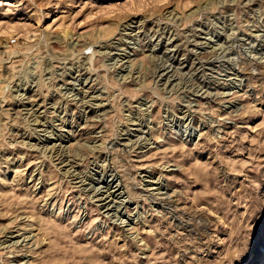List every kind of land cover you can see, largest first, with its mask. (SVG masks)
Wrapping results in <instances>:
<instances>
[{"label": "rangeland", "instance_id": "1", "mask_svg": "<svg viewBox=\"0 0 264 264\" xmlns=\"http://www.w3.org/2000/svg\"><path fill=\"white\" fill-rule=\"evenodd\" d=\"M0 264H264V0H0Z\"/></svg>", "mask_w": 264, "mask_h": 264}, {"label": "bare ground", "instance_id": "2", "mask_svg": "<svg viewBox=\"0 0 264 264\" xmlns=\"http://www.w3.org/2000/svg\"><path fill=\"white\" fill-rule=\"evenodd\" d=\"M116 189H117V188H116ZM116 189H115V190H116ZM116 192H118V190L109 193V194L106 196V198H104L102 201H105V200L108 199L110 196L114 195V193H116ZM96 201H97V200H96ZM100 201H101V200H100ZM102 201H101V202H102ZM97 202H98V201H97Z\"/></svg>", "mask_w": 264, "mask_h": 264}]
</instances>
